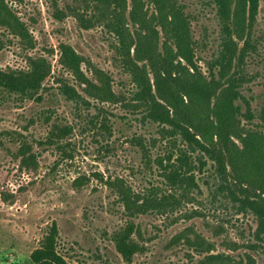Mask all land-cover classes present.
Masks as SVG:
<instances>
[{
	"label": "rangeland",
	"instance_id": "rangeland-1",
	"mask_svg": "<svg viewBox=\"0 0 264 264\" xmlns=\"http://www.w3.org/2000/svg\"><path fill=\"white\" fill-rule=\"evenodd\" d=\"M111 1L0 0V69L25 71L28 59L38 57L51 66L40 100L0 88V264H32L30 254L53 223L56 252L68 264H122L112 238L127 226L137 246L131 264H198L208 254L264 264V240L255 251L246 247L257 243L255 219L238 214L226 191H214L210 162L203 160L199 170L192 155L194 185L167 180L166 158L172 154L174 161L185 147L176 137L162 138L160 127L131 107V78L108 28ZM175 1L187 16L194 58L205 75L221 50L218 9L210 0ZM231 1L233 21L240 23L242 0ZM247 32L240 41L232 36L239 50L244 41L251 48L240 63L234 58L227 77L241 78L237 90L250 104L253 119H241L240 127L264 134V0ZM62 48L105 72L119 102L91 101L84 110L66 102L53 80L80 88L58 62ZM64 127L69 132L55 137L56 128ZM113 183H121L138 204L155 200L161 207L150 202L144 211L129 212Z\"/></svg>",
	"mask_w": 264,
	"mask_h": 264
},
{
	"label": "trees",
	"instance_id": "trees-1",
	"mask_svg": "<svg viewBox=\"0 0 264 264\" xmlns=\"http://www.w3.org/2000/svg\"><path fill=\"white\" fill-rule=\"evenodd\" d=\"M112 0L109 14V31L117 40L126 73L133 85L131 103L144 113L143 121L160 127L163 137L178 138L185 150H178L175 160L169 154L167 180L175 184L194 185V164L201 170L208 161L213 167L217 193L227 192V199L238 214H250L256 221L253 238L256 244L247 245L255 251L264 240V134L251 132L240 127V121L251 122L253 116L250 104L237 90L241 83L238 76L227 77L232 62L237 57L240 63L246 51L251 48L244 41L239 50L233 40H242L257 15L259 3L263 0H242L243 16L240 23L233 21L231 0H210L217 9L222 22L223 37L218 57L203 74L197 66L192 48L190 24L183 10L175 0ZM152 7L149 14L146 6ZM129 21L134 27L130 33ZM7 24L16 32V27ZM15 30H14V29ZM17 33V32H16ZM132 34V35H131ZM237 51L239 52L237 54ZM73 81L80 88L77 91L67 82L54 79L57 91L66 102L82 110L90 102L116 104L120 98L111 87L110 77L91 66L72 50L62 48L58 60ZM25 71L5 72L0 69V88L33 99L42 89L44 81L51 74V66L44 58H29ZM86 67L92 78L87 77L81 66ZM36 99L40 100L39 96ZM241 101L242 104H236ZM244 105L245 112H241ZM55 137L68 133V128H56ZM53 135V133L51 134ZM233 140L240 143L239 148ZM175 145L176 140L173 141ZM22 166H26L25 152L20 151ZM204 160V161H203ZM162 165V163H160ZM229 169L227 172L226 169ZM233 188H230L228 183ZM111 184L126 210L144 211L150 202L138 204L136 196L129 190ZM156 207H161L155 202ZM131 226H127L112 238L122 264H131L137 246L131 239ZM57 228L53 223L43 236L39 247L29 258L32 264H68L55 249ZM211 248H207V253ZM248 262H250V258ZM198 264H241L222 254H208Z\"/></svg>",
	"mask_w": 264,
	"mask_h": 264
}]
</instances>
